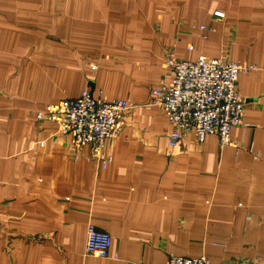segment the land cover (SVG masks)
I'll return each instance as SVG.
<instances>
[{
	"label": "crops",
	"instance_id": "0c3cea01",
	"mask_svg": "<svg viewBox=\"0 0 264 264\" xmlns=\"http://www.w3.org/2000/svg\"><path fill=\"white\" fill-rule=\"evenodd\" d=\"M168 52L255 65L227 144H167L165 114L144 103L170 81ZM83 89L130 103L106 164L36 117ZM88 223L111 236L108 257L85 254ZM171 255L264 264V0H0V264Z\"/></svg>",
	"mask_w": 264,
	"mask_h": 264
},
{
	"label": "built area",
	"instance_id": "2783aa9c",
	"mask_svg": "<svg viewBox=\"0 0 264 264\" xmlns=\"http://www.w3.org/2000/svg\"><path fill=\"white\" fill-rule=\"evenodd\" d=\"M201 30H211L200 26ZM171 78L168 84H158L149 91L146 108L162 110L169 124L167 144L179 143L183 135L193 132L197 142L215 135L222 146L229 141L232 127L242 124L244 99L236 89L238 75L249 73L256 67L220 58L199 55L194 61H184L172 52L164 58ZM130 103L125 99L107 100L100 93L92 95L83 89L78 97L64 98L47 104L38 119L54 122L57 131L70 135L75 146L90 145L100 150L103 164L110 161L102 149L105 142L122 131L123 118ZM111 236L94 224L86 226L85 254L108 257ZM168 264H233L213 263L205 256L183 257L171 255Z\"/></svg>",
	"mask_w": 264,
	"mask_h": 264
},
{
	"label": "rangeland",
	"instance_id": "374dc122",
	"mask_svg": "<svg viewBox=\"0 0 264 264\" xmlns=\"http://www.w3.org/2000/svg\"><path fill=\"white\" fill-rule=\"evenodd\" d=\"M247 65V64H246ZM253 65V64H252Z\"/></svg>",
	"mask_w": 264,
	"mask_h": 264
}]
</instances>
